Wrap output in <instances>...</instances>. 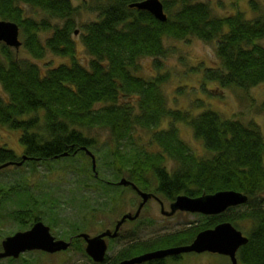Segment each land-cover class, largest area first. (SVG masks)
Segmentation results:
<instances>
[{"label":"trees","instance_id":"obj_1","mask_svg":"<svg viewBox=\"0 0 264 264\" xmlns=\"http://www.w3.org/2000/svg\"><path fill=\"white\" fill-rule=\"evenodd\" d=\"M72 1L78 0H0V20L20 29L19 50L24 48L37 61L48 52L70 60L44 73L36 63L19 58V50L0 43V127L18 131L22 146L21 154L0 147V166L10 164L4 169H17L29 165L35 172L38 165L85 160L87 164L82 161L78 172L93 178L104 192L106 210L120 207V194L113 192L132 190L117 185L122 178L170 203L180 195L198 198L221 191L243 193L248 198L245 204L206 217L196 228L140 243L131 240L111 264L189 245L199 232L222 222L231 223L248 238L238 250V264H264V135L259 126L254 121L224 118L210 109L197 114L173 110L167 107L162 92L167 75L139 76V62L144 58L154 59L159 70V59L168 54L166 40L194 38L214 43L219 61L216 67L202 70L203 86L211 82L246 92L264 84L263 4L249 1L253 18L241 12L220 17L204 2L160 0L167 16L160 22L131 7L144 0H89L79 7ZM27 9L33 16H27ZM81 9L96 15L94 21L80 26L85 56L90 58L86 66L78 60L74 39L75 18ZM258 111L264 115V103ZM177 122L191 127L207 157L192 152L180 138ZM139 130L147 132L148 138L136 141ZM99 131L107 133L112 143L107 155L115 177L120 178L116 183L101 179L97 161L93 171L91 157L85 152L89 150L96 159L98 138L94 134ZM167 162H173V168ZM74 171L61 168L63 174ZM13 191L6 189L4 197ZM26 191L25 187L18 190V200L31 198ZM19 203L14 216L21 223L42 221L40 214H33L39 207L36 201L29 211L23 209L21 200ZM96 213H88L91 219L85 226L96 219Z\"/></svg>","mask_w":264,"mask_h":264},{"label":"rangeland","instance_id":"obj_2","mask_svg":"<svg viewBox=\"0 0 264 264\" xmlns=\"http://www.w3.org/2000/svg\"><path fill=\"white\" fill-rule=\"evenodd\" d=\"M89 0L72 1L74 7H79ZM192 2H204L209 5L216 16L225 17L237 12L243 13L247 18L255 17L249 7L250 0H191ZM263 4L264 0H256ZM27 16L32 12L27 9ZM42 15L40 16V18ZM96 15L81 9L75 18L77 23L74 39L76 42L79 62L85 66L90 58L85 56V51L80 39L81 25L94 21ZM1 21V20H0ZM55 24H59L54 21ZM43 38V36H42ZM21 40V38H20ZM22 41V40H21ZM168 54L159 59V70L155 68L152 58L140 60L139 76L145 79L152 78L157 74H166L167 80L163 84L162 92L166 99L167 107L173 110H191L194 114L210 109L221 114L224 118H237L244 122L254 121L264 135V115L259 113V106L264 103V84L242 91L238 88H220L215 83L207 82L203 86V71L205 68L216 67L219 64L215 44L204 43L200 40L189 38L186 41L166 40ZM15 51H17L15 49ZM18 57L36 63L45 73L50 67L68 64L69 58L46 53L44 58L37 61L29 53L21 48ZM0 52V61L2 60ZM1 90V87H0ZM180 138L188 144L192 152L201 157H207L208 153L203 143L196 139L191 127L183 122L174 124ZM165 127V124L163 125ZM97 145L96 155L98 174L105 182L116 183V178L110 166L111 157L107 155L112 146L110 139L104 131L94 134ZM20 133L6 127H0V147H6L21 154L22 146L19 142ZM136 141L147 139L148 133L137 131L134 136ZM144 142V140H143ZM83 160H60L59 162L36 166L35 172L32 167L26 165L21 168H7L0 170V247L1 242L18 232L30 230L33 221L28 219L23 224L16 219L14 212L18 210L19 200L24 210L29 211L33 202L39 205L34 215L40 214L45 225L50 227L52 236L56 240L69 242L70 238L77 237L81 232L88 233L91 237L100 232L114 230V225L123 214H135L141 197L133 190L118 191L112 194H120L119 208L106 210L108 202L104 192L93 182V178L86 179L79 174L78 169L84 165ZM73 162L75 167L71 164ZM169 168H173V162H167ZM87 164V163H85ZM72 167V173H62L61 168ZM155 187V183H152ZM25 187V193L31 198H17L18 190ZM13 188V193L4 197L6 189ZM5 191H4V190ZM154 189V188H153ZM12 193V194H11ZM151 193V192H150ZM11 194V195H10ZM158 199L151 198L143 207L139 217L133 221H127L120 229V237L114 242L108 243L107 256L115 257L129 242H145L183 232L202 225L207 218L200 214L177 211L171 216L162 214L161 203L165 212H171L170 202L162 196ZM26 200L28 203H26ZM44 200V201H43ZM43 201V202H41ZM160 203V204H159ZM103 208L105 211H102ZM94 209V210H93ZM113 209V210H112ZM97 211L96 219L88 226L85 222L90 221V211ZM33 217V216H32ZM76 242V243H75ZM85 243L82 240L73 242V245L56 254H47L42 251H27L18 259H3L1 264H95L84 252ZM113 257V258H114ZM177 264H230L228 258L219 255L184 254ZM241 264V263H239Z\"/></svg>","mask_w":264,"mask_h":264},{"label":"water","instance_id":"obj_3","mask_svg":"<svg viewBox=\"0 0 264 264\" xmlns=\"http://www.w3.org/2000/svg\"><path fill=\"white\" fill-rule=\"evenodd\" d=\"M131 7L150 13L156 20L165 22L167 16L160 0H144L140 3L133 4ZM20 29L17 24L12 22L0 21V43H4L10 48L19 50L22 43L20 42ZM85 152L92 160V170H96L95 156L85 149ZM63 156H66L64 154ZM10 164L0 166V170L8 167ZM118 186L130 187L141 197V202L134 215L131 213L124 214L120 220L116 222L114 231L109 230L90 237L82 234L79 237L83 238L86 243L85 252L95 263H103L105 260L106 251L108 249L105 238H116L119 235V230L127 221L136 220L143 207L151 198H156L151 193H146L138 189V187L122 178ZM248 198L245 194L235 191H221L212 195H204L198 198H191L184 195L178 196L174 202L170 204L171 212H165L162 205V214L171 216L175 212H187L193 214H201L205 216H218L226 212L230 208L241 206L247 202ZM248 238L241 231L236 229L229 222H222L211 229H206L199 232L193 242L186 246H179L159 250L156 252L144 254L139 257L125 260L119 264H142L147 261L165 259L183 254H212L229 258L230 264H237L238 250L247 244ZM0 251L1 260L6 258L18 259L21 254L27 251H42L48 254H54L60 251H65L70 248L71 240L65 242L56 240L50 228L43 222L35 223L30 230L18 232L13 236L5 238Z\"/></svg>","mask_w":264,"mask_h":264},{"label":"flooded vegetation","instance_id":"obj_4","mask_svg":"<svg viewBox=\"0 0 264 264\" xmlns=\"http://www.w3.org/2000/svg\"><path fill=\"white\" fill-rule=\"evenodd\" d=\"M158 197V196H157ZM156 197V199H158ZM160 204V203H159ZM161 205V207H162V205H164V204H160ZM41 221V220H40ZM118 221V220H117ZM43 222V221H42ZM44 223V222H43ZM34 225V224H33ZM115 225H116V223H115ZM115 225H114V228H115ZM47 226V225H46ZM49 227V226H48ZM50 228V227H49ZM26 231H28V230H26ZM109 231H111V232H113L112 230H109ZM51 232V231H50ZM101 233H103V232H100L98 235H100ZM82 234H86V235H88V236H90L88 233H86V232H81L80 234H78V235H76L77 237H75V238H70V240H71V246L73 245V242H74V240L75 241H77L78 242V240L80 239V240H82L84 243H85V240L83 239V238H80L79 236L80 235H82ZM97 236V235H96ZM91 237V236H90ZM93 237H95V236H93ZM120 237V230H119V235H118V237H116V238H110V237H106L105 238V240H106V243H107V246H108V243H112V242H114V241H116V240H118V238ZM150 241V240H149ZM76 243V242H75ZM70 246V247H71ZM85 247H86V243H85ZM168 249V248H167ZM1 250H2V246H1ZM108 250V249H107ZM159 250H161V249H158V250H155V252L156 251H159ZM84 252H85V248H84ZM45 253V252H44ZM152 253V252H151ZM48 254V253H47ZM54 254H56V253H54ZM85 254L87 255V253L85 252ZM118 254V253H117ZM145 254V253H144ZM144 254H141V255H139V256H142V255H144ZM148 254V253H147ZM88 256V255H87ZM117 255H115V257H116ZM139 256H136V257H139ZM90 259H91V257L90 256H88ZM114 257V256H113ZM113 257H109V256H107V251H106V255H105V260H104V262L103 263H95L92 259V261L95 263V264H111L112 262H114V258ZM177 258L176 260H174L173 258ZM175 257H168V258H165L164 259V262H166L165 264H169V260L170 259H172V260H174L175 262L173 263V264H177V262H179L180 261V259L182 258V255H178V256H175ZM7 259H13V258H7ZM167 261H168V263H167ZM147 262H149V261H147ZM142 264H149V263H142Z\"/></svg>","mask_w":264,"mask_h":264}]
</instances>
